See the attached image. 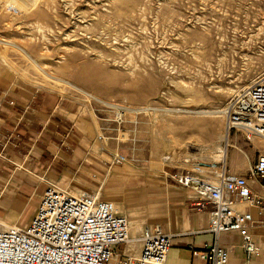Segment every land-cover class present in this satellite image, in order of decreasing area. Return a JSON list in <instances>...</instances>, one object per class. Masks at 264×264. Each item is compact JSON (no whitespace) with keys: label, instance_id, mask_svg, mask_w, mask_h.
<instances>
[{"label":"rangeland","instance_id":"rangeland-1","mask_svg":"<svg viewBox=\"0 0 264 264\" xmlns=\"http://www.w3.org/2000/svg\"><path fill=\"white\" fill-rule=\"evenodd\" d=\"M0 40L11 74L90 111L98 143L127 156L113 166L121 177L162 169L163 155L205 168L224 163L218 147L228 126L224 112L201 111L226 109L264 76V0H0ZM205 119H216L209 137L196 125ZM228 137V153L238 146L254 160L264 149L242 132Z\"/></svg>","mask_w":264,"mask_h":264},{"label":"crops","instance_id":"crops-1","mask_svg":"<svg viewBox=\"0 0 264 264\" xmlns=\"http://www.w3.org/2000/svg\"><path fill=\"white\" fill-rule=\"evenodd\" d=\"M215 120L196 121L197 126L205 127V137L212 135ZM0 133V218L4 221L28 224V215L36 211L51 184L66 185L74 193L86 187L82 191H100L102 198L115 202L119 212L129 218L132 241L122 251L138 255L143 227L158 224L173 238L166 264H208L200 255H194L193 249L215 239L208 231L209 214L199 209L193 191L178 185L170 176L190 170L188 167L167 164L163 155L162 169H145L135 176L121 177L113 168L115 153L98 143L94 117L86 107L78 106L71 95L11 74L1 63ZM226 135L227 129L223 142ZM230 139L227 147L226 143L218 147V152L222 147L226 151L225 155L219 152L224 163L205 167L207 177L222 166L234 175L248 173L255 159L238 146L228 153ZM133 183L138 184L132 186ZM251 184L264 195V186ZM254 215L251 231L264 250V224L255 212ZM220 239L231 250L228 264L246 261L238 234H225ZM248 264H264V256Z\"/></svg>","mask_w":264,"mask_h":264},{"label":"built area","instance_id":"built-area-1","mask_svg":"<svg viewBox=\"0 0 264 264\" xmlns=\"http://www.w3.org/2000/svg\"><path fill=\"white\" fill-rule=\"evenodd\" d=\"M225 110L229 132H242L248 141H264V76L232 97ZM165 159L168 164L170 157ZM112 160L123 165L127 156L117 152ZM192 167L170 176L195 193L199 209L209 214L208 231L215 236L214 241L194 248L193 254L208 264H228L231 250L220 238L238 234L246 254L243 264L264 256L251 231L254 212L264 224V195L251 184L264 186V149L246 175L231 174L222 166L207 177L203 166ZM129 239V218L119 212L115 202L102 198L100 191L77 194L51 184L30 223L17 225L0 218V264H166L173 238L161 225L143 227L138 255L119 251Z\"/></svg>","mask_w":264,"mask_h":264},{"label":"bare ground","instance_id":"bare-ground-1","mask_svg":"<svg viewBox=\"0 0 264 264\" xmlns=\"http://www.w3.org/2000/svg\"><path fill=\"white\" fill-rule=\"evenodd\" d=\"M0 43L1 44H6V43H4V41L2 42V40H0ZM13 45L15 46V44L13 43ZM18 45V44H17ZM16 45V46H17ZM20 50L22 51V53H23V55L29 60V62H31V63H33L34 64V66L38 69V70H40L42 73H44L46 76H48V75H50V74H48L45 70H44V65H40V64H38L36 61H35V59L32 57V56H30V54L24 49V48H21L20 47ZM24 57V58H25ZM50 77V76H49ZM54 77V76H53ZM55 78V77H54ZM58 81H60V82H62L63 84H65V85H69V86H73V87H75L76 88V86L74 85V83L73 82H71V81H67V80H61V79H57ZM248 88V87H247ZM247 88H245V89H247ZM77 89H79V88H77ZM80 91H82V92H84L86 95H88L89 97H91V98H93V99H95V100H98L99 102H101L100 101V99L98 98V97H96V96H94V95H92V94H89V93H87V92H85V91H83V90H80ZM107 104V103H106ZM137 109V108H136ZM132 110V109H131ZM130 110V111H131ZM139 110V109H138ZM147 110V109H146ZM134 111V110H133ZM136 111V110H135ZM202 113H204V114H209L210 116L212 115L213 117L215 116V115H217L219 112H224L225 113V116H226V119H227V115H226V110L224 109V110H211V111H201ZM200 112V113H201ZM228 134H229V130H228V128H227V135L225 136V142H223V143H226V147H227V145L229 144V137H228ZM223 141V140H222ZM221 147V146H220ZM225 147V146H224ZM219 152L222 154V155H225V153H226V151H225V149L222 147V148H220V150H219ZM190 162V161H189ZM78 193H81V192H78ZM77 193V194H78ZM132 240L131 239H129V241H128V243L129 242H131Z\"/></svg>","mask_w":264,"mask_h":264}]
</instances>
